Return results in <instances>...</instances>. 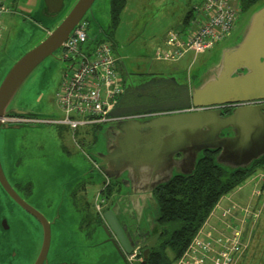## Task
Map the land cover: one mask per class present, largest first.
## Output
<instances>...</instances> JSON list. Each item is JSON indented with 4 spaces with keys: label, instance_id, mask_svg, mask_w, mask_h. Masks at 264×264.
<instances>
[{
    "label": "rangeland",
    "instance_id": "obj_1",
    "mask_svg": "<svg viewBox=\"0 0 264 264\" xmlns=\"http://www.w3.org/2000/svg\"><path fill=\"white\" fill-rule=\"evenodd\" d=\"M76 1L66 0L63 11L54 18L40 13L42 0L7 1L10 11L0 19V82L23 54L46 38L47 31H52L59 24ZM138 2L142 3L140 7ZM193 2L195 0H128L112 40L104 35L110 24V0H95L83 19L89 23L88 34L113 44L119 67L123 64L128 71L146 74H175L189 83L190 77L217 60L221 46L241 32L252 12L264 4V0H258L250 9L239 11L235 30L213 49L196 56L189 51L178 61L157 59L156 49L158 45L163 47L167 26L180 27L182 35L187 33L189 27L181 25L180 16L184 9L193 6ZM59 57L60 50L32 72L11 101L10 108L17 107L45 119L60 116L56 94L67 64ZM120 78L123 82L121 73ZM103 133V130L98 132L95 143L77 145L68 130L52 124L0 130V158L7 176L17 175L20 177L17 181L23 186L29 183L30 201L43 210L50 221L56 220L51 227L48 253L52 262L56 259L70 261L67 259L70 255L74 264H127L111 243L102 242L105 239L102 231L95 228L91 236L86 235L90 227L82 226L85 214L73 206L71 199L74 192L76 198L87 203L86 208L82 203V208L97 215L94 201L100 192L103 216L110 197L107 198L106 190L101 193L106 187H103L106 178L87 158V154L102 148ZM92 136L93 131L86 136L85 142L91 141ZM261 174L264 172L252 177L258 181ZM260 182L254 188L253 184L246 182L221 197L204 222L209 225L207 229L225 230L227 234L232 226L241 229L248 244L235 264H264V182ZM109 191L114 193L115 188L111 186ZM247 205L256 213L255 217L246 214L244 218L239 212V207L244 209ZM227 209L230 214L223 217L222 213ZM97 216L102 219L101 214Z\"/></svg>",
    "mask_w": 264,
    "mask_h": 264
},
{
    "label": "water",
    "instance_id": "obj_2",
    "mask_svg": "<svg viewBox=\"0 0 264 264\" xmlns=\"http://www.w3.org/2000/svg\"><path fill=\"white\" fill-rule=\"evenodd\" d=\"M65 2L42 0L40 13L54 18L63 11ZM94 2L77 0L59 24L52 31H47L46 38L10 67L0 82V116L40 117L17 107L10 108V103L32 72L59 50ZM88 40H94V35L89 33ZM218 52L217 60L190 77L189 83L184 79L185 86L178 99L157 107L162 112L191 107L195 110L162 114L149 120L132 119L121 127H114L112 124L116 122H110L95 132L97 137L100 130L104 131V143L102 148L87 155L112 186L116 184L114 170L118 174L126 173L132 181L118 183L120 193H151L172 178L175 167L178 170L176 175H189L205 151H217L214 162L230 171L247 169L264 156V4L252 12L241 32ZM120 69L125 71L123 64ZM226 104L237 106L225 113L222 108ZM153 108L150 104H118L111 115L138 113ZM23 126L36 127L39 124H0V130ZM108 137H117L112 148L107 146ZM166 175L170 177L165 180L159 178ZM0 183L20 205L43 223L38 264L50 249L51 225L55 220L44 218L17 196L6 181L1 164ZM102 221L96 228L105 235L102 242L111 243L125 260V254L132 251L133 245L123 234L113 208L103 212ZM111 232L116 238L111 236ZM148 252V248L144 250V260Z\"/></svg>",
    "mask_w": 264,
    "mask_h": 264
},
{
    "label": "built area",
    "instance_id": "obj_3",
    "mask_svg": "<svg viewBox=\"0 0 264 264\" xmlns=\"http://www.w3.org/2000/svg\"><path fill=\"white\" fill-rule=\"evenodd\" d=\"M8 0H0V19L10 11ZM195 17L190 29L182 35L179 29H171L164 40V49L156 50V58L178 61L187 52L194 55L205 53L219 42L228 38L238 21V10L228 0H204L193 8ZM88 22L82 19L63 42L60 59L67 67L63 74L60 90L56 94V104L60 112L58 118L3 115L0 124H52L64 127L71 134L75 144L81 145L90 132L99 126L125 118H141L147 115L168 114L176 111H193L194 108L167 111L138 112L125 115H111L118 105L123 82L119 72V58L112 45L107 42L91 44L88 40ZM2 23L0 20V32ZM88 160L89 157L87 155ZM91 161V160H90ZM98 168V165L91 161ZM107 180V179H106ZM264 182V174L259 175L258 184ZM105 186V185H104ZM103 186V187H104ZM100 195L97 193L94 207L101 214ZM100 200V201H99ZM244 215L256 213L239 207ZM230 210L222 213L223 217ZM204 224L192 238L183 254L173 264H235L246 248L248 240L243 238L241 229L232 226L230 233L214 228L207 229ZM230 229V228H229ZM215 232L218 233L215 235ZM140 248L135 247L125 254L127 264H140Z\"/></svg>",
    "mask_w": 264,
    "mask_h": 264
},
{
    "label": "flooded vegetation",
    "instance_id": "obj_4",
    "mask_svg": "<svg viewBox=\"0 0 264 264\" xmlns=\"http://www.w3.org/2000/svg\"><path fill=\"white\" fill-rule=\"evenodd\" d=\"M235 36L236 34L234 37ZM119 70L121 75H123V88L118 104L123 106L150 104L155 107L147 111H140L142 113L152 112L155 114L154 112L159 111L157 107L161 104L178 99L185 86L184 79L181 76H177L175 74H166L160 76L159 74L150 72L146 74L133 70L128 71L126 69L123 71L120 69V67ZM236 106L237 104H226L222 109L226 113ZM156 115L157 114L152 116L147 115L134 119L149 120ZM159 115L162 114H158L157 116ZM128 120L132 119H120L114 121L116 123L112 125L114 127H121L123 124H127ZM100 127L101 126L97 127L96 129L98 130ZM97 130H94L93 132L91 139V141H94L93 143L96 141L95 132ZM116 138L117 137H108L106 142L108 143L107 146L109 148H112V146L116 144V141L114 140ZM0 164L6 181L12 190L17 194V196L23 202L38 211L44 218L49 220V217H47L44 211L34 205L28 198V195L32 196V194H30L31 187L29 183L25 186L21 185V183L17 181L20 180V177L17 175H13L11 179L6 174L1 158ZM16 166L18 167V165ZM176 171L178 170L175 167L172 172V177L176 176ZM113 172L117 175L114 176L116 179V184L113 186L115 191L110 195L108 203L104 207V211L113 208L114 217L118 221L123 234L128 240V243L133 245V248H140V257L142 258L140 263L145 262L146 260L143 258L144 250L148 248L150 252L152 247L158 246L163 232L166 229V226L161 222L160 208L157 197L154 194V191L151 193L141 194H126L125 192L120 193V186L118 183H122L127 180L131 182L132 180L127 177L126 173L118 174L117 170H114ZM169 177L170 176L166 175L160 176L159 178L165 180ZM104 185H110L108 179L105 180L103 186ZM71 199L73 206L76 209L79 208L84 212V214L88 215L86 227L90 228H88L86 235L91 236L94 229L97 228V222L102 223V219L99 221L96 214L90 213L87 211L88 209L85 211L83 208H86L87 203L76 198L74 192ZM111 236L116 238L112 232ZM42 242V221L25 209L22 205H20L0 183V264H36L42 247ZM149 252L147 253V257ZM48 253L45 258H41L38 264H74L70 255L67 257V259H70V261H60L56 259L52 262Z\"/></svg>",
    "mask_w": 264,
    "mask_h": 264
},
{
    "label": "trees",
    "instance_id": "obj_5",
    "mask_svg": "<svg viewBox=\"0 0 264 264\" xmlns=\"http://www.w3.org/2000/svg\"><path fill=\"white\" fill-rule=\"evenodd\" d=\"M257 1L240 0V11L250 9ZM125 4L126 0H110V24L104 31L105 37L110 40ZM190 13L184 19L186 23L190 20ZM99 42L105 41L97 36L90 41L91 44ZM111 45L114 49L113 44ZM93 142L81 141V144ZM216 153L217 151L203 152L191 174L176 175L153 190L159 203L161 222L166 229L158 246L152 247L146 261L140 264H173L186 250L220 198L232 193L256 173L264 172V156L255 160L247 169L230 171L214 162ZM111 186L106 185L101 191L108 192L107 198L113 192L109 191ZM97 219L101 221L98 216ZM82 221L87 226L88 215L85 214ZM100 223L97 222V226Z\"/></svg>",
    "mask_w": 264,
    "mask_h": 264
},
{
    "label": "crops",
    "instance_id": "obj_6",
    "mask_svg": "<svg viewBox=\"0 0 264 264\" xmlns=\"http://www.w3.org/2000/svg\"><path fill=\"white\" fill-rule=\"evenodd\" d=\"M204 0H195V2H193L194 4H193V6L191 7V8H186V10L184 9V12L182 13V15L180 16V23H181V25L183 26V27H189L188 28V30L190 29V27H191V25H190V22H191V20L195 17V13L193 12V8L195 7V6H198V5H200L202 2H203ZM229 2H230V4L233 6V7H235L238 11H240L241 9H240V0H228ZM165 1H163V3H164ZM127 3H128V0H126V4H125V7H124V9L122 10V12H121V14L123 13V11L125 10V8H126V5H127ZM138 6L140 7L141 6V2H138ZM165 4V3H164ZM174 6V5H173ZM155 7H157V8H159L157 5L155 6ZM175 7H173V9H174ZM141 11V10H140ZM188 12H191L190 13V20H189V22L188 23H186L185 22V17H186V15H187V13ZM120 14V15H121ZM140 19H141V17H139ZM120 20H121V16H120ZM119 20V21H120ZM238 22V21H237ZM237 25V24H236ZM118 27V26H117ZM117 27H116V29H117ZM180 27H178L177 29H179ZM185 28H184V30H185ZM115 29V30H116ZM165 29H167V31L165 32V36H164V40H165V37H166V34H167V32L169 31V30H171V29H174V28H169V26H167ZM179 30H181V28L179 29ZM184 30H182V31H184ZM187 30V29H186ZM235 30V29H234ZM164 42V41H163ZM223 46V45H222ZM221 46V47H222ZM158 48H161V49H164L165 47H164V44H163V47L161 46V45H158L157 46V49ZM156 49V50H157ZM115 50V49H114ZM254 177H251V178H249L246 182L248 183V182H250L251 184H253L252 186V188H254V187H256L257 186V184H258V181L255 179H253ZM245 182V183H246ZM243 185V184H242ZM241 185V186H242ZM239 188V187H238ZM229 201H231V200H229ZM229 203V202H228Z\"/></svg>",
    "mask_w": 264,
    "mask_h": 264
},
{
    "label": "bare ground",
    "instance_id": "obj_7",
    "mask_svg": "<svg viewBox=\"0 0 264 264\" xmlns=\"http://www.w3.org/2000/svg\"><path fill=\"white\" fill-rule=\"evenodd\" d=\"M160 76H162V74L160 75ZM165 77V76H164ZM124 79H125V77H124ZM157 116V115H156ZM97 130V129H96ZM91 183V182H90ZM103 188V187H102ZM87 189H88V187H87ZM87 192V191H86ZM96 192V191H95ZM103 193V192H102ZM87 194V193H86ZM99 195H100V192H99ZM95 197V196H94ZM102 199V198H101ZM104 199V198H103ZM102 211V210H101ZM97 215H99V214H97ZM99 217V216H98Z\"/></svg>",
    "mask_w": 264,
    "mask_h": 264
}]
</instances>
